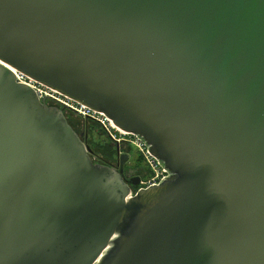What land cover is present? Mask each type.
Segmentation results:
<instances>
[{
    "label": "water",
    "instance_id": "obj_1",
    "mask_svg": "<svg viewBox=\"0 0 264 264\" xmlns=\"http://www.w3.org/2000/svg\"><path fill=\"white\" fill-rule=\"evenodd\" d=\"M17 75L168 177L130 196ZM0 264H264V0H0Z\"/></svg>",
    "mask_w": 264,
    "mask_h": 264
},
{
    "label": "rangeland",
    "instance_id": "obj_2",
    "mask_svg": "<svg viewBox=\"0 0 264 264\" xmlns=\"http://www.w3.org/2000/svg\"><path fill=\"white\" fill-rule=\"evenodd\" d=\"M36 88L38 87L36 86ZM46 104L48 106L58 107V108H62L61 106H63L62 104H59L57 101L51 98L46 99ZM72 107L75 108L74 106ZM73 108L66 106L62 108V111L64 113V116L68 124L72 127V129L78 135H82V134L85 135L83 140L91 150V154H90L91 160L94 163L101 164L102 163L101 158H104L102 147H106V146L114 149L115 151L113 160H110L108 162L118 160L119 159L118 154L119 155L126 154L128 156L126 158V161L124 162L126 163L125 165L126 176L128 177L136 176L140 178L141 179L140 186H142L141 189H144V187L149 184V181L151 180L153 173H151V168L145 162L144 155L139 151V148L135 144L127 143L128 140H124V141L113 140L111 138L110 133L105 128L106 126L105 123L102 124L95 119H91L89 117L83 116ZM116 147L118 148V152L116 150ZM138 190L135 189L133 193L135 194Z\"/></svg>",
    "mask_w": 264,
    "mask_h": 264
},
{
    "label": "built area",
    "instance_id": "obj_3",
    "mask_svg": "<svg viewBox=\"0 0 264 264\" xmlns=\"http://www.w3.org/2000/svg\"><path fill=\"white\" fill-rule=\"evenodd\" d=\"M17 79L20 82H24V83L30 85V80H28L27 78H25V77H23L21 75H17ZM33 85L35 87L34 90L37 92V94H38V96L40 98L43 97V96H48L51 99H54L55 101H57L59 104H64V105H66L68 107H71V108H73L72 106H74L75 108H73V109L78 111L83 116L89 117L91 119H95V120L99 121L102 124H104L106 122L105 121L106 118L103 115L97 114V113H95V112H93V111H91V110H89V109H87V108H85L83 106L77 105V104L73 103L72 101H70L69 99L61 97V96L57 95L55 92H53V91H51L49 89H46L44 87H41V86L35 84L34 82H33ZM35 85L38 88H36ZM40 89H42V90H40ZM46 90H48V92ZM106 120H108V119H106ZM103 126H105V125H103ZM105 128L110 133L111 138L113 140H116V141L128 140L127 143L135 144L139 148V151L144 155L145 162L147 163L148 166H150L151 173H153V176L151 177V180L149 181V184L147 186H145L144 189L148 188V187H151V186L158 185V184L163 182L168 177V175H169L168 171L161 165V163L156 158H154L149 153L148 147L145 145V143L142 140L137 138L135 135H130V134L124 135V134H121L118 131L109 128V125H107V124H106Z\"/></svg>",
    "mask_w": 264,
    "mask_h": 264
},
{
    "label": "flooded vegetation",
    "instance_id": "obj_4",
    "mask_svg": "<svg viewBox=\"0 0 264 264\" xmlns=\"http://www.w3.org/2000/svg\"><path fill=\"white\" fill-rule=\"evenodd\" d=\"M125 161H126V159H125ZM107 165L115 168L116 170H119L120 169L119 159L118 160H115V161H112V162H107ZM125 165H126V163L123 164V166H122V173H121L123 180L128 184V186H129V188H130L131 191H134L135 189H137V190L138 189H141L142 188V186H140L141 185L140 184L141 179L138 178V181H137L138 185L137 186L133 185L130 182V180L136 178V176H133V177L126 176ZM134 181H136V179H134Z\"/></svg>",
    "mask_w": 264,
    "mask_h": 264
},
{
    "label": "trees",
    "instance_id": "obj_5",
    "mask_svg": "<svg viewBox=\"0 0 264 264\" xmlns=\"http://www.w3.org/2000/svg\"><path fill=\"white\" fill-rule=\"evenodd\" d=\"M85 136V135H84ZM84 138V137H83ZM85 143V142H84ZM87 145V144H86ZM102 150H103V157L105 158H101L102 159V165H107V162L110 161V160H113L114 158V154H115V151L114 149L106 146V147H102ZM107 159V160H106ZM105 161V162H104Z\"/></svg>",
    "mask_w": 264,
    "mask_h": 264
},
{
    "label": "bare ground",
    "instance_id": "obj_6",
    "mask_svg": "<svg viewBox=\"0 0 264 264\" xmlns=\"http://www.w3.org/2000/svg\"><path fill=\"white\" fill-rule=\"evenodd\" d=\"M30 85H31L33 88H35L34 85H33V82H31V81H30ZM46 91L48 92V90H46ZM49 93H50V92H49ZM105 121H106L105 123H106L107 125H109V128L114 129V130H116V131H118L119 133L124 134V135L128 134V133H126V132L121 131V130L118 129L117 127H115V126L112 124L111 121L106 120V119H105ZM132 194H133V191H131L130 196H132Z\"/></svg>",
    "mask_w": 264,
    "mask_h": 264
}]
</instances>
